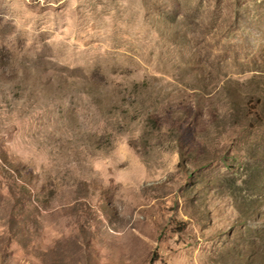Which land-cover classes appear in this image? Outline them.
<instances>
[{
  "label": "rangeland",
  "instance_id": "rangeland-1",
  "mask_svg": "<svg viewBox=\"0 0 264 264\" xmlns=\"http://www.w3.org/2000/svg\"><path fill=\"white\" fill-rule=\"evenodd\" d=\"M0 48V264H264V0H0Z\"/></svg>",
  "mask_w": 264,
  "mask_h": 264
},
{
  "label": "trees",
  "instance_id": "trees-1",
  "mask_svg": "<svg viewBox=\"0 0 264 264\" xmlns=\"http://www.w3.org/2000/svg\"><path fill=\"white\" fill-rule=\"evenodd\" d=\"M4 52V49L3 48H0V65L4 62V60H8L7 57L3 54ZM251 99L253 98L252 95L250 97ZM258 100H256V103H257Z\"/></svg>",
  "mask_w": 264,
  "mask_h": 264
}]
</instances>
